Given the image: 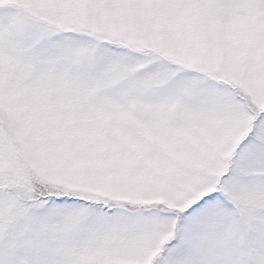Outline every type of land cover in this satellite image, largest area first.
I'll return each instance as SVG.
<instances>
[{
	"label": "snow or ice",
	"instance_id": "obj_1",
	"mask_svg": "<svg viewBox=\"0 0 264 264\" xmlns=\"http://www.w3.org/2000/svg\"><path fill=\"white\" fill-rule=\"evenodd\" d=\"M0 264H264V0H0Z\"/></svg>",
	"mask_w": 264,
	"mask_h": 264
}]
</instances>
